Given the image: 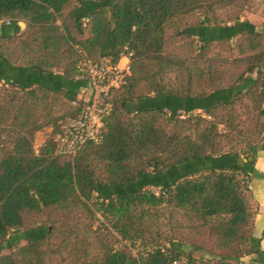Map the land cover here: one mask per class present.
<instances>
[{"label":"trees","instance_id":"16d2710c","mask_svg":"<svg viewBox=\"0 0 264 264\" xmlns=\"http://www.w3.org/2000/svg\"><path fill=\"white\" fill-rule=\"evenodd\" d=\"M251 1L0 0V264H264ZM123 53L131 76L101 141L56 154L60 122L85 105L80 62Z\"/></svg>","mask_w":264,"mask_h":264},{"label":"built area","instance_id":"2783aa9c","mask_svg":"<svg viewBox=\"0 0 264 264\" xmlns=\"http://www.w3.org/2000/svg\"><path fill=\"white\" fill-rule=\"evenodd\" d=\"M130 55L123 53L117 61L102 57L95 62L88 59L80 62L81 77L87 76L89 81V87L79 95L85 105L54 138L56 154L73 157L86 143L101 141L112 109L110 92L126 85L131 76Z\"/></svg>","mask_w":264,"mask_h":264},{"label":"rangeland","instance_id":"374dc122","mask_svg":"<svg viewBox=\"0 0 264 264\" xmlns=\"http://www.w3.org/2000/svg\"><path fill=\"white\" fill-rule=\"evenodd\" d=\"M242 18L248 19L249 21L253 22L257 29L262 31L264 29V0H252L250 7L247 11H245L242 14ZM25 25L22 23V28H24ZM200 113V111L194 112L192 115H196ZM190 115V114H189ZM70 119L72 118H66L60 122L59 131L60 132L61 127L66 124ZM53 129L52 127H46L41 131H38L35 136L34 140V149L36 152L39 151V149L43 146L45 141L52 135ZM57 133L53 136V139L56 137ZM261 176H264L260 174ZM253 197V194H252ZM252 209L258 211V203L254 200L252 201ZM97 221L95 222L96 226H101L102 228H109L107 224L104 223L102 217L98 214L97 215ZM264 228V206L260 210L259 217L257 218L256 225H255V234L257 236H262V230ZM264 244V242H263ZM132 248V252L134 254H137L138 252L142 251V248L139 246L138 243H135L130 246ZM195 257L197 258H207L208 256L205 253H202L200 251L193 253ZM251 257H245L242 259V264H250Z\"/></svg>","mask_w":264,"mask_h":264},{"label":"crops","instance_id":"0c3cea01","mask_svg":"<svg viewBox=\"0 0 264 264\" xmlns=\"http://www.w3.org/2000/svg\"><path fill=\"white\" fill-rule=\"evenodd\" d=\"M255 167L258 173L264 175V150L258 152ZM250 188L254 200L258 203V211L255 220L256 225L260 210L264 206V176L260 175L259 177H253L250 182ZM263 242L264 240L262 241V246H264Z\"/></svg>","mask_w":264,"mask_h":264}]
</instances>
